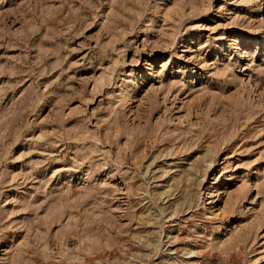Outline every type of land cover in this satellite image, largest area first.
<instances>
[{
  "label": "rangeland",
  "instance_id": "obj_1",
  "mask_svg": "<svg viewBox=\"0 0 264 264\" xmlns=\"http://www.w3.org/2000/svg\"><path fill=\"white\" fill-rule=\"evenodd\" d=\"M0 264H264V0H0Z\"/></svg>",
  "mask_w": 264,
  "mask_h": 264
},
{
  "label": "bare ground",
  "instance_id": "obj_2",
  "mask_svg": "<svg viewBox=\"0 0 264 264\" xmlns=\"http://www.w3.org/2000/svg\"><path fill=\"white\" fill-rule=\"evenodd\" d=\"M126 252V251H125Z\"/></svg>",
  "mask_w": 264,
  "mask_h": 264
}]
</instances>
